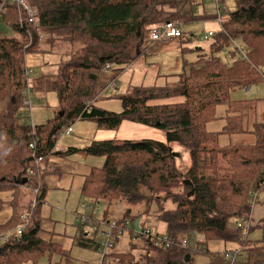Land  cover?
<instances>
[{
    "label": "trees",
    "instance_id": "obj_1",
    "mask_svg": "<svg viewBox=\"0 0 264 264\" xmlns=\"http://www.w3.org/2000/svg\"><path fill=\"white\" fill-rule=\"evenodd\" d=\"M26 1L36 11L39 29L28 22L20 24L21 12L9 0L1 19L16 36L0 35V193L13 192V215L0 226V264H38L45 258L52 264L54 256L71 259L70 253L42 237L40 209L56 142L77 121L95 123L103 131H118L124 122H132L167 132V144L109 140L85 149L70 148L65 155L105 160L102 168H94L86 178L82 195L105 206V213L113 202L124 200L129 207L117 225L130 221L135 226L143 215L167 225L165 237L173 241L172 247H157L152 238L142 235L133 252L112 254L111 264H197L195 257L200 254L209 257V264H225L226 259L210 249L211 242L240 245L245 258L238 264H264L263 241L249 239L256 229L252 226L254 203L264 191V124H254L252 131L243 124L248 104L264 98L231 99L237 91L264 84V0L239 1L240 12L222 19L221 31L213 36L215 52L240 42L247 48V59L239 57L228 64L213 58L186 64L188 71L164 87H136L133 97L122 99L121 113L95 104L103 92L101 74L108 67L124 70L146 56L153 29L196 18L182 16L178 0ZM199 1L188 0V4L195 6ZM39 30L46 34L44 40ZM54 51L71 57L52 82L60 113L41 126H20L26 59ZM177 97L183 102L151 104ZM225 107V129L210 132L208 125L220 119L219 109ZM246 134L254 136V143H221L222 137ZM32 143L35 150L30 149ZM172 144L189 152L191 164L186 170L178 167L180 156ZM23 188L33 198L25 213L20 209ZM26 213L31 215L28 223L22 220ZM232 218H250V230L231 229ZM262 223L256 227H264V219ZM139 227L140 232L146 230L141 220ZM193 236L204 241L196 249L184 247L182 238Z\"/></svg>",
    "mask_w": 264,
    "mask_h": 264
},
{
    "label": "rangeland",
    "instance_id": "obj_2",
    "mask_svg": "<svg viewBox=\"0 0 264 264\" xmlns=\"http://www.w3.org/2000/svg\"><path fill=\"white\" fill-rule=\"evenodd\" d=\"M219 1L220 4L217 5L215 0H200L198 5L193 6L190 3L188 4V0H178V6L182 16L187 17V19L191 17L197 19L191 22L181 23V30L184 34L181 40V48L167 51L153 50L130 68L124 70L114 68L104 71L99 78L103 92L97 98L95 104L107 111L121 113L123 111L122 99L133 97L136 87H164L167 83L176 81L177 75L182 74L185 69L188 71L189 67L186 68V64L197 63L201 59L211 60L218 58L225 63L231 64L234 60L241 57V53L234 49L236 45L241 48L242 52L246 53L247 48L240 42L220 52L213 50L216 38L208 36L210 32L218 34L222 29L218 21V7L221 8L220 15L224 21L240 12L238 7L239 0ZM202 17H210V19L203 20ZM0 35L5 37L16 36L14 31L2 20H0ZM44 35L46 38V34ZM146 46L150 47L151 43L147 42ZM233 51L234 57L230 55ZM70 61L71 57L68 54L59 51L28 55L26 59L27 68L34 72L31 78V87H33L32 116L34 127L44 125L59 115V100L56 92L52 89V82L57 74L58 68L61 65H66ZM35 80L42 81L43 86L34 87L33 83ZM112 81L116 83L115 89L109 87ZM252 90L250 93L247 90L237 91L231 95V99L232 101H241L264 98V84L252 88ZM183 100V98L177 97L154 101L151 104H177L182 103ZM94 124L77 121L72 127L75 128L77 126L78 130L81 128L80 131L75 132L71 137L66 136L64 133L59 139L68 140L72 137H81L83 141L88 140L95 133L94 128H90V126H97ZM223 126L224 122H213L208 126V130L217 132L222 130ZM111 132V134L116 136L118 133V138L114 139L122 141H156L164 144L168 143L167 132L164 130L132 122H124L118 131ZM171 147L175 154L180 156L177 160L178 167L181 170H186L191 164L189 152L178 144H172ZM99 160H103L102 166L99 167L102 168L105 160L103 158H99ZM128 207V204L124 200L115 201L111 204L108 212L105 213V206L98 205L93 200L85 199L84 209L82 208L81 210L83 216L79 215L77 219L74 216V220L69 221L64 217L63 213L54 212L55 221H59L57 224V233L62 235V243L68 244V241H70L72 244L73 240V246L71 248V245L67 247L64 245L65 251L70 252V260L67 261V258L61 259L59 256H54L52 264H102L103 257L100 253L99 245L105 241L106 235L112 233L111 225L124 218ZM153 208L155 209V206ZM139 211L137 209L135 214H138ZM263 219L264 191L257 196V200L254 203L252 226L256 229L249 234V239L262 240L264 243V227H256L257 225L263 224ZM140 220L143 222L145 229L153 233V236H165L167 225L158 218L143 215ZM238 225L239 220L237 218H232L229 222L231 229L238 227ZM140 240L139 238L133 239L129 232H125L122 236L118 235L113 249L109 251V256L112 254L133 252L134 244H139ZM182 240H189V247L196 249L197 244H201L204 238L197 236L196 241H194L193 239L185 237ZM210 249L222 257L226 253H238L237 264L243 257L245 258V253L242 251L240 245L235 243L211 242ZM136 254H139V248H137ZM209 260V257L203 254L195 257L197 264H209ZM38 264H49V259L45 258ZM225 264H230V262L226 261Z\"/></svg>",
    "mask_w": 264,
    "mask_h": 264
},
{
    "label": "crops",
    "instance_id": "obj_3",
    "mask_svg": "<svg viewBox=\"0 0 264 264\" xmlns=\"http://www.w3.org/2000/svg\"><path fill=\"white\" fill-rule=\"evenodd\" d=\"M241 1V0H239ZM238 1V7H239ZM240 9V8H239ZM212 33V32H210ZM209 33V34H210ZM150 47H147L146 56L153 50L167 51L170 49H180L182 46L181 40H172L167 44L153 43L151 40ZM234 54L230 53L232 56ZM144 56L143 58H145ZM234 57V55L232 56ZM130 68V67H129ZM32 81V80H31ZM34 87H42V81H34ZM32 86V84H31ZM33 88V87H32ZM252 89H248L247 92H252ZM249 96V94H247ZM256 99H247L241 101H253ZM240 105H236L239 107ZM227 108H220L218 112L219 120L215 122H224L223 129L213 133H221L227 125ZM92 123V122H90ZM213 123V122H212ZM210 123V124H212ZM260 123L264 124V101L257 103H249L245 112V120L243 122L244 129L246 131H252L254 129V124ZM209 124V125H210ZM96 125V124H94ZM208 125V126H209ZM94 128V134L88 138V140L83 141L81 137H72L68 140L58 139L55 146V155L51 158V167L47 171L49 174L45 179V191L44 203L40 209L42 218V237L57 246H59L64 252V245L73 246L70 241L68 244L62 243V235L57 233V224L55 221L54 212L63 213L66 219L74 220L77 216H83L81 210L84 205V200L86 199L82 195V190L86 181V178L91 174L94 168H99L103 164V160H99L97 157H89L82 159L77 156H65L70 148L85 149L91 146L94 142L117 140V136L111 134V131H103L98 129L97 126H90ZM73 133L68 137L73 136L77 131V126L73 128ZM211 132V131H210ZM80 136V135H78ZM255 138L251 134L246 135H236L231 138L222 137L221 143L223 145H237V144H252ZM91 144V145H90ZM102 159V158H101ZM22 201L20 209L25 213L29 210V205L33 198L29 194L28 189H22ZM13 201V192L0 193V226L6 224L13 215V208L11 207V202ZM84 209V208H83ZM57 220V219H56ZM76 223V221H75ZM51 237V238H49ZM70 250V249H69ZM68 253H70L68 251Z\"/></svg>",
    "mask_w": 264,
    "mask_h": 264
},
{
    "label": "built area",
    "instance_id": "obj_4",
    "mask_svg": "<svg viewBox=\"0 0 264 264\" xmlns=\"http://www.w3.org/2000/svg\"><path fill=\"white\" fill-rule=\"evenodd\" d=\"M6 1L7 0H5L0 5V20L7 14ZM9 2L17 5V7L19 8V10L21 12L20 18H19L20 24H23L24 22H28L29 24L33 25L35 28H37V29L40 28V24H39V21L37 18L36 11L33 9V7H31V5H29V3L26 0H11ZM215 2L217 5L220 4L219 0H215ZM220 14H221V8L218 7V21L220 24H222V18H221ZM39 35L41 37V40H44L45 35L40 30H39ZM182 35H183V32L181 30V25L179 23L167 22L163 26H161L159 28H155L152 30L151 41L153 43L167 44L172 40L180 39L182 37ZM213 36H214V33H210L208 37H213ZM206 39H207V37H206ZM234 45H236V44L234 43ZM234 49H236V51L241 53L242 58L247 59L246 53L242 52L241 48L238 45H236ZM108 70H109V67L107 68L106 71H108ZM33 75H34V72L32 70L28 69L27 74H26V80L24 81L25 82V90L23 92L26 99L24 101V106L21 109L20 114H19V118H20L19 125L20 126H29V127L31 126L34 128L33 116H32L33 89L31 87V78L33 77ZM109 87L112 89H115L116 83L112 81L110 83ZM72 133H73L72 127H70L65 132L66 135H71ZM30 149L35 150V143H32L30 145ZM38 162L39 163L42 162V158H38ZM35 206H36V200H34L32 203V207H35ZM98 210H99V208H98ZM30 218H31L30 213H26L22 216V220L25 223H28ZM25 226H26V224L19 227V229L17 231L18 236L22 235V232L25 229ZM238 226L244 227L246 229V231H249L250 227H251V219L249 218L248 220H245V219L240 220ZM111 230H112V233L106 235L105 241H103L99 245V250H100V253L103 257L102 264H111L112 263V259L109 256V251L111 249H113L116 237L118 235L122 236L125 232H129L133 239H138L142 235L150 237V238H152V240L155 241V245L157 247H160V248L169 249L173 245V241L169 240L165 236L164 237L153 236V233L150 230H145L144 232H140V231L136 230L135 226L130 221H127L122 226L117 225V223L112 224ZM196 237L197 236H193L190 239H193L194 241H196ZM188 243H189V240H183L182 241V245L184 247H188L189 246ZM237 256H238V253H226V255L223 257L226 259V261H229L230 264H237Z\"/></svg>",
    "mask_w": 264,
    "mask_h": 264
},
{
    "label": "water",
    "instance_id": "obj_5",
    "mask_svg": "<svg viewBox=\"0 0 264 264\" xmlns=\"http://www.w3.org/2000/svg\"><path fill=\"white\" fill-rule=\"evenodd\" d=\"M61 116H63V115L61 114ZM139 223H140V220H138V221L135 223V229L138 230V231H140Z\"/></svg>",
    "mask_w": 264,
    "mask_h": 264
}]
</instances>
